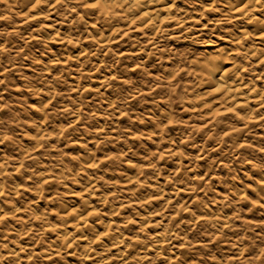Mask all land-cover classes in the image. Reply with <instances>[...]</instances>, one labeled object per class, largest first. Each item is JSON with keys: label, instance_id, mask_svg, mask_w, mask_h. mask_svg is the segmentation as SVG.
I'll list each match as a JSON object with an SVG mask.
<instances>
[{"label": "clouds", "instance_id": "9594fccd", "mask_svg": "<svg viewBox=\"0 0 264 264\" xmlns=\"http://www.w3.org/2000/svg\"><path fill=\"white\" fill-rule=\"evenodd\" d=\"M0 264H264V0H0Z\"/></svg>", "mask_w": 264, "mask_h": 264}]
</instances>
